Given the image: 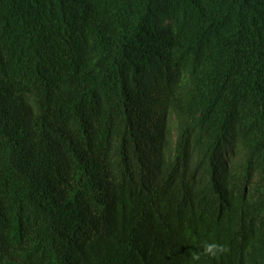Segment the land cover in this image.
Masks as SVG:
<instances>
[{
    "label": "trees",
    "instance_id": "1",
    "mask_svg": "<svg viewBox=\"0 0 264 264\" xmlns=\"http://www.w3.org/2000/svg\"><path fill=\"white\" fill-rule=\"evenodd\" d=\"M0 264H264V0H0Z\"/></svg>",
    "mask_w": 264,
    "mask_h": 264
},
{
    "label": "clouds",
    "instance_id": "2",
    "mask_svg": "<svg viewBox=\"0 0 264 264\" xmlns=\"http://www.w3.org/2000/svg\"><path fill=\"white\" fill-rule=\"evenodd\" d=\"M229 251L228 247L226 245L212 242V243H205L203 245V254L210 256V257H217L219 255H223ZM200 258L199 254H196L193 256V259L198 260Z\"/></svg>",
    "mask_w": 264,
    "mask_h": 264
}]
</instances>
